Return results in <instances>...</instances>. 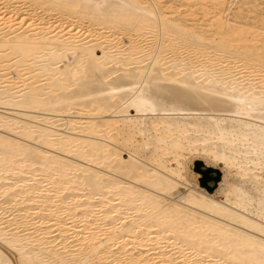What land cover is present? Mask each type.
<instances>
[{
	"label": "bare ground",
	"instance_id": "bare-ground-1",
	"mask_svg": "<svg viewBox=\"0 0 264 264\" xmlns=\"http://www.w3.org/2000/svg\"><path fill=\"white\" fill-rule=\"evenodd\" d=\"M8 4L156 42L15 28ZM259 8L208 35L156 0H0V264H264Z\"/></svg>",
	"mask_w": 264,
	"mask_h": 264
},
{
	"label": "rangeland",
	"instance_id": "rangeland-1",
	"mask_svg": "<svg viewBox=\"0 0 264 264\" xmlns=\"http://www.w3.org/2000/svg\"><path fill=\"white\" fill-rule=\"evenodd\" d=\"M156 1L162 2L163 5L167 8L166 11L167 12H171L172 13L171 17L174 20H176L179 24H183L184 23V24L190 25V27H193L197 31L209 32L208 35H212L213 31L217 30L216 29V24H217V21H218L219 17H222V18H224L226 20H231L232 18L228 17V16H232V14L237 11L238 7L241 6L245 1L251 2V3L255 1V4H257V6L260 7L259 9H262V12H263L262 15L264 16V11H263L264 10V3H263L264 0H260V1L259 0L258 1L257 0H229L228 1V6H227V12L225 14H223L219 8L213 6L210 1H208L205 4L194 3L193 0H190L192 2H184L183 0H156ZM22 4H18V5L17 4L16 5L15 4H11V7H14V8L9 7L10 4H8V7H6L5 11L8 10V12L10 11L11 13L13 11V13H12L13 15L11 14L10 16H7L6 15L7 13H5V15H3V17H5V16H7V17L4 18L5 20L3 19L4 22L7 21L8 18H10L9 21L11 20L10 22H12V24H10V25H13V23H14L15 28H19L21 26L23 30H24L25 26H26V28H28L30 26H31L30 28H37L34 25L35 24L37 25V23H39V22H40L39 24H41L42 22H43V24L46 23V24H44L46 27H52V28H55L54 26H58V24H60V26H62L64 24V26L61 27V29H59V30H66L67 27L69 28V30H71L72 27L76 28L77 26H78L77 28H83L84 25H85V27L83 28L85 30H83V29L82 30L81 29L78 30V32L81 30L82 34L84 33V31L87 30L88 26L89 27L92 26L91 24L87 25L86 23H83L82 25H78L79 23H82V22H77L78 20L76 21L73 18L71 19V17L69 16L70 17L69 18V17H67V15L64 17L63 14L65 12H62L63 13L62 14L61 11H59V12L63 16H61V14L59 12L57 14H55L57 11L54 12V13H52L53 12L52 11L51 13H47L46 14L45 9H41L42 10L41 11L39 9L41 7H39V8L36 7L37 10L39 9L38 12H35V10H33V8H30V9H28V10L31 11V13H30L25 8L26 7L29 8L31 6H27L29 4H26V7H24V6H22ZM23 5H25V3ZM16 9H20V10L23 9V10H21L20 12H18V11L16 12ZM14 10H15V12H14ZM26 11H27L28 14H31V16L33 15L34 17L33 16H32L33 18L31 16L28 17L27 16L28 14H26ZM21 12H22V15H24V18L21 15ZM15 13L17 15H15ZM36 13H37V15L35 16ZM38 13H39V16H38ZM43 13L46 14L45 17H43L44 16ZM40 14H43V16L40 17ZM56 15H57L58 19L56 18ZM11 16H15V17H11ZM18 16H20V18ZM37 16H38L39 19L37 18ZM30 17H31V20H29ZM51 17H52L53 20L51 19ZM66 17H67V20L65 19ZM43 18H45L44 21H43ZM15 19H17V20H15ZM18 19H20V20H18ZM26 19L29 20V21H27ZM14 20H15V22H14ZM59 22H61V23H59ZM71 22H73V23H71ZM28 24H30V26ZM43 24L40 25V27L44 26ZM32 25H33V27H32ZM37 26H39V25H37ZM79 26H81V27H79ZM86 26H87V28H86ZM93 27H95V26H93ZM93 27L92 28L90 27L87 30V34H86V32H85V34L86 35H88V34L92 35L90 33V32H92L93 36L99 34V36L101 37V35L103 33L105 34L106 30H109V29H105V30L104 29H100L101 27L99 29H98V27H96V28H93ZM90 29L91 30L95 29V31H97V32L94 33L95 31H93V30L91 31ZM101 30H104V31H101ZM67 31L68 30H66L65 32H67ZM100 31L102 33H100ZM113 31H115L114 32L115 34H113ZM81 32H80V34H81ZM107 32H109V36L107 35ZM111 32H110V30L106 31V34H105L104 37L107 38L106 36H108V37H110L109 39H111L113 37L115 40H113V38H112L111 39L112 42H126V43H131V44H136V45H145L147 43L149 45L152 42L153 43L156 42V41L153 40L152 37H150V35L148 36V34H146V32L145 33H135V32L132 33V32H122V31H120V32L117 31L116 32V30H111ZM110 34L113 35V36H110ZM117 34H119V35H117ZM114 35H117V36H114ZM97 37H98V35H97ZM153 43H152V45H153ZM125 158L128 159V156L125 155ZM172 166L176 167V165L174 163L172 164ZM221 167H223V165H221ZM192 172H193V174H195L197 176L194 183L198 184L202 189H206L207 191L211 192L214 195L215 194L217 195V193L220 192V183L223 181L222 179H223V176H224V172L222 171L221 168H219V167H218V169L207 168L205 166L204 162L197 161V162H194V165L192 166ZM7 215H9V214H7ZM70 241H73V240L71 239ZM113 264H116V263H113Z\"/></svg>",
	"mask_w": 264,
	"mask_h": 264
}]
</instances>
